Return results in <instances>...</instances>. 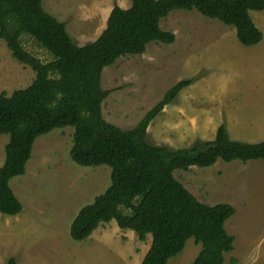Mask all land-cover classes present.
Returning a JSON list of instances; mask_svg holds the SVG:
<instances>
[{"label":"rangeland","instance_id":"1","mask_svg":"<svg viewBox=\"0 0 264 264\" xmlns=\"http://www.w3.org/2000/svg\"><path fill=\"white\" fill-rule=\"evenodd\" d=\"M116 4L128 8L131 0L43 2L47 12L65 22L77 45L97 39ZM251 17L264 33V10H253ZM160 26L175 33L173 43L151 41L144 53L121 56L103 69L101 86L110 91L102 102L104 118L123 129L132 128L174 84L192 78L150 122L148 143L171 149L193 147L213 140L222 123L233 140H263L264 38L245 46L234 26L196 9L173 10ZM22 41L42 61L52 59L31 37ZM35 75L0 38V93L11 95L27 87ZM73 133L74 128L66 126L37 137L25 173L10 180L23 209L16 215L0 213V264L11 258L14 264H135L141 256L140 264L147 253L151 234L139 240L135 231L120 228L114 219L101 222L84 240L71 237L70 226L80 209L111 183L110 166H82L71 159ZM8 140V134H0V166ZM173 174L199 201L235 208L225 222L235 240L224 264H264L263 159H219L209 167L191 166ZM200 250L201 244L189 238L167 264H193Z\"/></svg>","mask_w":264,"mask_h":264},{"label":"trees","instance_id":"2","mask_svg":"<svg viewBox=\"0 0 264 264\" xmlns=\"http://www.w3.org/2000/svg\"><path fill=\"white\" fill-rule=\"evenodd\" d=\"M44 0H0V38L19 62L36 73L25 88L0 93V134H8L5 161L0 166V213L16 215L23 205L10 180L26 171L37 137L55 128L72 126L71 159L82 166L108 165L111 183L95 200L80 209L70 226L76 241L88 238L101 222L114 219L152 242L140 264H167L193 238L201 250L193 264H224L234 249V236L225 222L234 215L229 203L199 201L173 174L191 166L209 167L217 160H264V139L250 143L233 140L225 123L213 140L193 147L171 149L145 139L147 127L192 78L179 80L132 128L108 122L102 102L110 93L101 74L124 55L145 52L151 41L173 43L176 35L160 22L173 10H198L236 28L245 46L264 37L250 11L264 10V0H131L128 8L114 5L102 33L77 45L66 24L47 12ZM29 36L51 55L44 62L26 49ZM129 211V212H127ZM7 264H14L11 258Z\"/></svg>","mask_w":264,"mask_h":264},{"label":"crops","instance_id":"3","mask_svg":"<svg viewBox=\"0 0 264 264\" xmlns=\"http://www.w3.org/2000/svg\"><path fill=\"white\" fill-rule=\"evenodd\" d=\"M251 12L252 11H250V14H251ZM256 24V23H255ZM257 25V24H256ZM264 38V37H263ZM166 107V106H165ZM165 109V108H164ZM164 109H163V111H164ZM150 247V246H149ZM149 249V248H148ZM145 255V254H144ZM128 258V257H127ZM136 257H133V259H135ZM141 258V256H139L138 258H137V260L136 261H134V263L135 264H137V262L139 261V259ZM143 258V257H142ZM140 263H141V261H140Z\"/></svg>","mask_w":264,"mask_h":264}]
</instances>
